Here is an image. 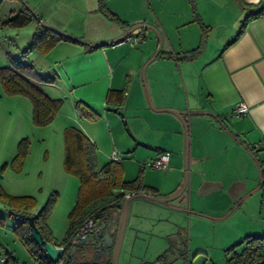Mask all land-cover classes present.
<instances>
[{
    "label": "crops",
    "instance_id": "crops-1",
    "mask_svg": "<svg viewBox=\"0 0 264 264\" xmlns=\"http://www.w3.org/2000/svg\"><path fill=\"white\" fill-rule=\"evenodd\" d=\"M242 1L264 7V0H194L193 7L189 0H107L109 8L121 4V11L115 7L112 10L121 12L123 25L119 28L110 24L107 34H93L87 39L91 44L102 43L120 36L133 24L154 26L163 42L145 68L153 103L156 108L188 112L184 117L190 134L187 187L167 204L146 198L129 202L120 264H174L178 260L173 261L172 250L182 256L184 233L187 259L191 250H196L193 256L202 253L197 250L203 248L201 242L210 230L218 232L223 246L246 235H264V149L256 146L264 139V15L248 20L236 39L225 46L253 10L244 8ZM104 20L100 12L94 21ZM203 27L207 35L202 53L192 60L178 61L175 53L194 48ZM173 30L177 31L178 42L173 39ZM138 32L143 36L135 45L125 38L96 47L61 39L44 53L46 72L52 73L46 76L53 81L45 83L61 85L72 114L79 113L76 101L96 109L95 117L82 122L93 142L98 137L91 133L95 129L90 121L110 120L106 111L111 102L120 103L117 108L121 113L124 108L152 113L139 75L142 64L155 52L158 38L144 27L136 28L130 36ZM116 92L122 93V102ZM183 93V101L177 100ZM239 101L248 105V111L234 116L232 108ZM163 119L169 127L163 124L162 128L172 134L171 138L163 136L151 143L138 138L132 141L124 126L128 132L124 133L126 143L121 142V151L146 158L137 162L135 170L125 166L128 162L123 161L120 151L119 155L112 150L108 160L115 152L122 175H126L121 176L123 179H133L140 172L142 182L154 188L157 195L170 196L183 183L185 137L176 115L167 114ZM140 144L148 148L139 152ZM163 151L168 153L166 168L143 166ZM120 213L116 212V221L110 226L114 236ZM160 255L163 257L159 259Z\"/></svg>",
    "mask_w": 264,
    "mask_h": 264
},
{
    "label": "rangeland",
    "instance_id": "rangeland-1",
    "mask_svg": "<svg viewBox=\"0 0 264 264\" xmlns=\"http://www.w3.org/2000/svg\"><path fill=\"white\" fill-rule=\"evenodd\" d=\"M24 1L48 28L52 27L60 32L67 34L70 32L79 35L82 37L81 40L83 42H88L89 40L87 39L93 38V34L95 36L107 34L110 31V24L121 28L120 21L123 20L121 12L117 13L112 10L115 7L114 9L121 11V4L109 8L107 0L105 3L106 8L116 13L120 19L119 21L116 22V20H112L105 15L104 22L94 21L97 14L100 13L98 4L94 6L95 0H4L0 4V67L10 66L13 60L22 59L25 63L32 64L35 71L41 76H52V73L46 72L47 61L44 58V53L32 48L27 50L31 46L36 30L35 22L31 21L24 26L2 23L6 18L15 16ZM46 25L43 26L46 27ZM177 35V31L173 30L172 36L175 42H178ZM173 65L175 64L173 63ZM139 76L143 85L141 71ZM145 79L151 102L155 107L146 70ZM31 81L49 95H53L50 94L52 93L51 90H55L53 93L56 96L53 97V95L52 97L62 99V105L52 121L39 126L35 125L32 121L30 98L24 94L5 93L0 83V188L10 196L29 197L30 200L32 198L33 204L28 211L35 215L48 203L49 209L44 220L50 230L52 242L58 244L65 235L68 226V213L74 205L79 186L78 177L66 171L64 167L63 130L66 126L72 125L84 132L85 127L82 122L89 117L80 113H77L76 116L72 114V108L68 103L67 96L62 92L61 85L47 84L39 79L32 78ZM177 97V100L183 101L184 93L183 96ZM116 107L117 105L113 102L107 106L106 113L108 114L107 117H111L110 120L103 118L104 120L90 121L93 128L97 131L95 133V130L91 129V133L93 132L98 137V141H95L97 144L94 142L97 166L101 167L107 163L109 161L108 154L114 150L119 155L121 152L123 161L125 160L129 163L125 164L129 170H135L137 162L140 164L146 158H142L141 154L135 156L125 152L126 150L121 151L123 146L121 142L126 143L124 142L126 139L124 133L130 131L131 137L129 139L132 141L138 138L151 143V141H156L163 136L169 139L172 134L167 133L162 128L163 124L169 127L163 116L172 113L154 111L151 107L152 111L150 112L152 113H149V111L144 112L143 110L136 111L133 108L127 110L124 108L121 113V108L117 111ZM92 111L97 112L93 107ZM180 112H182L184 117L188 114L187 110ZM108 121L110 122L108 123ZM124 126L128 128V131ZM181 126L183 129L182 123ZM183 134L185 137L184 129ZM23 138L28 140V149L19 169H14L11 161L17 152L19 141ZM144 148L148 147L140 144L139 152H144ZM117 169L119 175L125 178L126 175H124V172L122 175L121 172V164H117ZM30 200L23 199L21 204L29 203ZM11 208L13 207L0 202V254L4 253V249H7L17 259L18 264H32V257L20 239L19 229L16 228L21 221L10 213ZM185 238L187 237H185L184 233V246L180 250V253H183L182 256L178 254V250V253L172 250V253L174 252L173 261L178 260L174 264H188L189 262L190 264H210V261L215 264H225V250L233 244L229 243L223 246L218 232L210 230L206 232V240L201 242L202 246L200 247L203 248H198L199 250H197L202 251V253L193 256L196 250H191L190 258L187 259ZM77 249L78 246H75L71 256L72 264H78L77 262H83L84 260L79 256ZM120 251L121 246L117 259L118 264H120ZM112 260L113 254L111 253L106 256L104 262L109 261L112 264Z\"/></svg>",
    "mask_w": 264,
    "mask_h": 264
},
{
    "label": "trees",
    "instance_id": "trees-1",
    "mask_svg": "<svg viewBox=\"0 0 264 264\" xmlns=\"http://www.w3.org/2000/svg\"><path fill=\"white\" fill-rule=\"evenodd\" d=\"M4 0H0V4ZM191 7L194 0H189ZM106 0H98V9L106 17L119 21L116 13L109 11L105 6ZM242 5L246 9H253L243 18L239 30L235 36L225 45L232 43L236 37L242 32L246 22L250 19L264 15V7L259 4L245 3ZM34 21L36 30L34 32L31 46L27 49H37L41 53H46L55 43L61 39H70L53 29L43 26L40 21L36 20L32 11L22 4L17 14L8 17L2 21L3 24L13 26H24ZM123 25L124 21H120ZM202 35L199 43L192 49L182 52H176L175 58L180 60H192L199 56L206 43V29L203 27ZM131 34V33H130ZM127 35V36H130ZM126 36V37H127ZM143 36V34H142ZM91 47H88L90 49ZM32 79H39L43 82H51V77L39 75L32 64L25 63L22 59H15L10 66L0 67V83L8 94H24L31 100L32 105V121L35 125H43L54 119L62 105V99L53 98L39 89ZM117 98L122 102L123 95L116 92ZM111 91L107 94V100L110 99ZM120 103H117V106ZM75 107L81 115L87 117H95L93 112L87 105L81 101L75 102ZM118 111V108L116 107ZM64 134V167L66 171L76 175L79 179L77 197L74 205L68 213V226L62 241L58 244L52 242L50 238V230L48 229L44 217L49 209L47 203L38 214H32L28 210L31 208L33 201L29 197L10 196L3 192L0 188V202L12 206L10 213L18 217L21 221L16 227L20 235V239L27 247L32 257V264H72L71 256L73 252L69 251L70 240L89 220L93 219V226L96 228L107 219H112L116 212L121 210L122 202L126 194L133 192H148L157 195L154 188L145 185L142 182L140 172L133 179H123L118 172V161L110 159L101 167L97 166L95 158L96 146L89 137L76 126H66L63 130ZM28 140L23 138L17 145V152L11 161L14 169H19L20 164L27 152ZM164 152V151H163ZM119 160V158H118ZM28 199L29 203L21 204V200ZM15 207V208H14ZM33 216V223L38 228L43 238L51 241L58 246H64V253L58 262L49 259L43 249L36 245L30 236V227L26 216ZM78 246V245H77ZM4 260H0V264H18L13 254L4 249V253L0 254ZM163 255L159 256V259ZM78 264H110L108 262H77ZM213 264V263H210ZM225 264H264V235H246L238 242L230 245L225 250Z\"/></svg>",
    "mask_w": 264,
    "mask_h": 264
},
{
    "label": "water",
    "instance_id": "water-1",
    "mask_svg": "<svg viewBox=\"0 0 264 264\" xmlns=\"http://www.w3.org/2000/svg\"><path fill=\"white\" fill-rule=\"evenodd\" d=\"M24 4H25V6H27L32 11V14L36 18V20L40 21V23L43 24V22L37 16V14L34 12V10L25 1H24ZM43 25H46V24H43ZM46 27H48V26L46 25ZM138 27H144V28L151 29L152 31L155 32V34L157 35V38H158V45H157L155 52L149 58V60L142 66L141 77H142V82H143V85L145 88L146 99H147L149 106L153 110L167 111V112L173 113L174 115H176L180 119V121L183 124L184 133H185L184 178H183V183H182L181 187L179 188V190L170 196H159V195H154L152 193L143 192V191L142 192H133V193L126 195L123 202H122V205H121L120 220H119V224H118L117 232H116L115 236L110 231V226L116 221V219L113 218L111 220L109 226H108V223H106V222L101 223L99 225V229L96 230L94 234L87 235L86 237H84L83 239L80 240V242L78 244V249H77L78 252L81 251L85 255L86 253H89V251L96 249L97 251L100 252V254L102 256H105V257L109 256L112 253L113 254L112 264H118L117 259H118V254H119L121 242L123 240V234H124L125 227H126L128 210H129V202L134 198H146V199H149L152 201L167 204L170 201L179 197L184 192V190L186 189L187 183H188V145H189V134H188L187 122H186L182 112H180L179 110H176L173 108H168V107L155 108L151 102L149 91H148L147 84H146V79H145V68H146L147 64L149 62H151L156 57V55L159 53L160 48H161V44H162L161 35L156 30V28L154 26H152L151 24H145V23L133 24L127 30H125L123 34H121L117 38L110 40V41H105V42L96 43V44L83 42L81 39L75 38V37L68 35L64 32L54 30L52 27H50L54 31H56V32L66 36L70 39L78 40V41L86 43L92 47H96L99 45L113 44V43L119 42L120 40L124 39L127 35H129L133 30H135ZM26 219L28 220V224L30 227V236L33 239V241L35 242V244L40 246L43 249V251L47 254V256L49 257L50 260H52L53 262H58L63 256L64 248H62L61 246L55 245L51 241H47L43 238L42 234L40 233L38 228L33 223V216L27 215ZM96 258H97V254H94L93 259H96Z\"/></svg>",
    "mask_w": 264,
    "mask_h": 264
},
{
    "label": "built area",
    "instance_id": "built-area-1",
    "mask_svg": "<svg viewBox=\"0 0 264 264\" xmlns=\"http://www.w3.org/2000/svg\"><path fill=\"white\" fill-rule=\"evenodd\" d=\"M142 38V33L138 32L134 36H127L125 39L131 44L135 45L137 44ZM248 111V105L244 102H236L233 105L232 108V115L234 116H240L242 114H245ZM257 147L264 149V139H262L257 145ZM111 159L118 160V156L115 152H112ZM143 166H149L153 168H166L168 166V153L167 152H161L157 157L146 161L143 163ZM128 195V194H126ZM95 233V228L93 226V219H89L81 228V230L73 236V238L70 240L69 244V251L72 252L80 242L81 239L86 237L87 235H91ZM64 248V246H61ZM0 260H4V257L1 256Z\"/></svg>",
    "mask_w": 264,
    "mask_h": 264
},
{
    "label": "flooded vegetation",
    "instance_id": "flooded-vegetation-1",
    "mask_svg": "<svg viewBox=\"0 0 264 264\" xmlns=\"http://www.w3.org/2000/svg\"><path fill=\"white\" fill-rule=\"evenodd\" d=\"M105 222L108 223V226H109L110 225L109 223L111 222V219H107L106 221H103L102 223H105ZM98 229H99V226L96 228V230H98ZM78 254H79V256L82 259H84L83 262H103L105 260V258H106L105 256H102L100 254V252L97 251L96 249H93L92 251H89V253H86L85 255L81 251L78 252ZM94 254H97V258L96 259H93Z\"/></svg>",
    "mask_w": 264,
    "mask_h": 264
}]
</instances>
